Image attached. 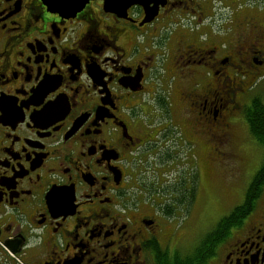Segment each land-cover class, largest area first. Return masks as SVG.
<instances>
[{
    "label": "flooded vegetation",
    "instance_id": "flooded-vegetation-1",
    "mask_svg": "<svg viewBox=\"0 0 264 264\" xmlns=\"http://www.w3.org/2000/svg\"><path fill=\"white\" fill-rule=\"evenodd\" d=\"M235 1L0 0V264H264V185L199 211L264 73V12Z\"/></svg>",
    "mask_w": 264,
    "mask_h": 264
},
{
    "label": "rangeland",
    "instance_id": "rangeland-1",
    "mask_svg": "<svg viewBox=\"0 0 264 264\" xmlns=\"http://www.w3.org/2000/svg\"><path fill=\"white\" fill-rule=\"evenodd\" d=\"M244 0H236L235 3L240 5ZM247 4L254 6L264 4V0H245ZM218 12L226 17L231 10V7H224L223 3L218 2ZM235 6V5H234ZM233 8V7H232ZM183 23V20L180 21ZM185 22V21H184ZM225 23H220L218 28V21L214 22V28H218L219 32L222 31V26ZM206 26H202L204 28ZM201 28V29H202ZM237 36H232L229 40L234 41ZM244 91H239L238 95L240 106L236 107L235 112L230 117V131H232V147L236 152V175L232 179L225 180L222 175L216 173L220 168L215 171L212 170L208 174H204L201 179L200 195L203 197L201 207V219L204 228L212 226V222L224 214L230 212L233 207L240 204L243 195L248 188V185L255 175L261 160L263 158L262 147L260 143L251 134L248 125L243 116V110L246 106H251L254 99H259L264 104V74L259 75L258 79H255L252 83L248 82ZM180 150V157H184L186 154V147H182ZM187 156H190V148L187 147ZM197 156L194 154L193 160H196ZM201 167L206 172V164L202 157ZM196 166L191 162L190 170H195ZM264 188V187H263ZM207 202V203H206ZM193 226L186 228L185 238L187 243L195 241V238L199 236V231L192 229Z\"/></svg>",
    "mask_w": 264,
    "mask_h": 264
},
{
    "label": "trees",
    "instance_id": "trees-1",
    "mask_svg": "<svg viewBox=\"0 0 264 264\" xmlns=\"http://www.w3.org/2000/svg\"><path fill=\"white\" fill-rule=\"evenodd\" d=\"M244 3H246L245 0L240 5H243ZM240 5H238V3H235L234 8H238ZM253 7L254 9L257 8L260 12H264V4H255ZM259 74L262 75L264 73ZM258 77L255 79H258ZM243 116L251 134L262 147L263 158L261 160L259 168L257 169L255 175L248 185V188L245 191L243 201L240 204L236 205L229 212V214L223 216L220 220L221 223H224L226 220L229 221V219L236 217L240 212L252 205L253 198L261 192L262 186L264 185V104L259 99H254L251 106H246V108H244ZM221 226L222 225H220L219 227Z\"/></svg>",
    "mask_w": 264,
    "mask_h": 264
},
{
    "label": "water",
    "instance_id": "water-1",
    "mask_svg": "<svg viewBox=\"0 0 264 264\" xmlns=\"http://www.w3.org/2000/svg\"><path fill=\"white\" fill-rule=\"evenodd\" d=\"M86 0H71V2L66 6L67 8H69L72 11H76L78 10L84 3ZM142 0H127L128 3H123L121 6L123 8H125L127 5H129L132 2H138L141 3ZM118 0H105V6L109 7V6H118Z\"/></svg>",
    "mask_w": 264,
    "mask_h": 264
}]
</instances>
